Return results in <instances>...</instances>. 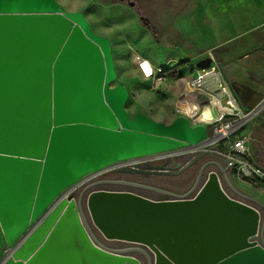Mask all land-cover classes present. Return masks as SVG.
<instances>
[{
  "label": "water",
  "instance_id": "obj_1",
  "mask_svg": "<svg viewBox=\"0 0 264 264\" xmlns=\"http://www.w3.org/2000/svg\"><path fill=\"white\" fill-rule=\"evenodd\" d=\"M115 79L111 41L94 33L83 13L66 12L58 0H0V264H264V214L247 201L264 204L241 193L230 161L211 151L175 171L155 166L180 174L213 157L185 193L143 185L163 194L152 199L98 188L117 182L103 179L78 199H59L115 162L209 141L207 128L186 117L167 124L132 116L128 89L112 86ZM94 229L146 248H110Z\"/></svg>",
  "mask_w": 264,
  "mask_h": 264
},
{
  "label": "rangeland",
  "instance_id": "obj_2",
  "mask_svg": "<svg viewBox=\"0 0 264 264\" xmlns=\"http://www.w3.org/2000/svg\"><path fill=\"white\" fill-rule=\"evenodd\" d=\"M58 3L70 14L83 13L94 33L110 39L116 73L112 86L127 87L126 109L132 116L144 113L167 124L186 117L176 110L183 78L193 76L196 71L189 73L190 67L210 58L211 53L246 108L245 99L253 92L261 95L259 103L264 100V82L254 80V76L264 79V0H58ZM191 9L193 14L186 15V10ZM137 54L167 68L166 81L144 78L134 61ZM192 95L194 99L204 97ZM212 110L216 114L213 107ZM191 123L196 125L193 120ZM182 155L176 157L181 163L190 157ZM175 170L178 168L172 171ZM199 170L200 166L192 165L180 172L187 171L183 178L164 177L157 181L165 180L164 184L182 181L186 186L181 191H188ZM105 171L103 175L107 177L120 172L113 167ZM207 174H203L200 186ZM98 188L112 189L106 185ZM95 233L106 246L124 244L105 238L97 229Z\"/></svg>",
  "mask_w": 264,
  "mask_h": 264
},
{
  "label": "built area",
  "instance_id": "obj_3",
  "mask_svg": "<svg viewBox=\"0 0 264 264\" xmlns=\"http://www.w3.org/2000/svg\"><path fill=\"white\" fill-rule=\"evenodd\" d=\"M210 59L211 63L207 68H198L195 64L190 67L189 73H194L195 71L196 73L193 76H185L183 78L184 87L178 92L176 107L177 112L180 115L186 116L190 123L193 120L196 125H203L207 128L209 141L199 145L190 144L176 150L115 162L86 174L66 189L59 199L63 197H73L76 199L78 192L82 188L92 182L107 178V175H103V173L108 168L113 167L118 171L138 169L141 166L153 165L152 163L155 162L170 161L182 154H190V157H194L196 154L205 150L211 151L221 159L229 160L231 163L230 169L234 170L241 178L264 180V169L249 159L251 151L250 137L244 133L245 127L251 120L259 116L264 110V100L257 106H248L246 108L242 104V100L237 92L227 82L223 71L218 62L215 61L212 53L210 54ZM134 61L144 78H155L160 83L166 81L165 73L168 70L167 68L155 65L150 59L141 54L135 55ZM192 93L194 95L196 93L201 94L205 99L199 97L194 99L192 98ZM193 102H195L194 105H192ZM206 105L213 107L216 110V114L213 111L210 118H203L201 113L198 115L195 114L196 109H202L203 112V107ZM25 237L26 234L22 235L13 245L6 247L3 260L12 255L13 251L23 242ZM125 243L134 244L129 242Z\"/></svg>",
  "mask_w": 264,
  "mask_h": 264
},
{
  "label": "crops",
  "instance_id": "obj_4",
  "mask_svg": "<svg viewBox=\"0 0 264 264\" xmlns=\"http://www.w3.org/2000/svg\"><path fill=\"white\" fill-rule=\"evenodd\" d=\"M186 13H187L186 15L193 14L192 9L186 10ZM254 80L261 84L264 82V79H262L259 76H254ZM253 93L254 94H252L250 98L245 99V103L247 104V106L254 107V106H257L260 102L261 95L258 92H253ZM211 109L212 108L210 107V110ZM203 118H207V116L206 117L204 116ZM244 133H246L250 137L251 151H250L249 159L252 162L260 165L264 169V110L261 112L259 116H256L255 118L251 120V122L245 127ZM214 158L218 159V156L215 155ZM214 158L211 156L200 158L193 166L198 165L201 167L205 162L212 160ZM180 163L181 161L175 158L170 161L167 160V161L161 162L159 163L158 166L167 167L168 169H170V171H172L173 169H176L178 164ZM209 169L210 170L215 169V170H218L219 172V169L216 166H210ZM228 172H229V176H230L232 183L241 193H244L247 196L253 197L259 200L262 204H264V180L244 179L238 176L234 172V170H231V169H229ZM223 182H224L225 189L228 191V193L231 196L236 197L238 199H243L242 196L238 195L236 192L230 189V187L226 184L224 180ZM185 192L187 191H179V193H185ZM247 202L258 207L264 214V210L260 206H258L257 204H255L254 202L250 200H248ZM135 255L143 259L140 254H135Z\"/></svg>",
  "mask_w": 264,
  "mask_h": 264
},
{
  "label": "flooded vegetation",
  "instance_id": "obj_5",
  "mask_svg": "<svg viewBox=\"0 0 264 264\" xmlns=\"http://www.w3.org/2000/svg\"><path fill=\"white\" fill-rule=\"evenodd\" d=\"M153 166V165H149ZM149 166H141L138 169H125L130 171H123L117 172L115 175H111L105 179L109 180H115L117 182L106 184V186H110L112 189L108 190H120V191H130L134 192L139 195H143L152 199H160L163 194L161 192H158L156 190L149 189L147 187H144L143 185H150L159 187L168 191L178 192L183 190L186 185L181 182H177L174 180V182L170 184H164L166 183L165 180L163 183L158 182L157 180L159 178H166V177H180L183 178L184 175H186L187 171L182 172L181 174L175 175L172 173L164 174L160 172L155 166L150 168ZM103 180V179H102ZM113 249H124V248H146L143 245L140 244H128V243H113L110 246H108ZM140 254V253H138ZM143 256L142 254H140ZM144 259V256L142 257Z\"/></svg>",
  "mask_w": 264,
  "mask_h": 264
},
{
  "label": "bare ground",
  "instance_id": "obj_6",
  "mask_svg": "<svg viewBox=\"0 0 264 264\" xmlns=\"http://www.w3.org/2000/svg\"><path fill=\"white\" fill-rule=\"evenodd\" d=\"M193 103H194V102H193ZM210 107H211L210 105H206V106H204V107H203V110H204L203 112H202V109H201V110H200V109H196V113H195V114L198 115V114L201 113V114H202V117H204V116L206 117V116H208V115L211 114L209 117H207V118H210V117L212 116V114H213V110H212V109L210 110ZM211 108H212V107H211ZM193 112H194V111H193Z\"/></svg>",
  "mask_w": 264,
  "mask_h": 264
},
{
  "label": "snow or ice",
  "instance_id": "obj_7",
  "mask_svg": "<svg viewBox=\"0 0 264 264\" xmlns=\"http://www.w3.org/2000/svg\"><path fill=\"white\" fill-rule=\"evenodd\" d=\"M145 67H147V65H145Z\"/></svg>",
  "mask_w": 264,
  "mask_h": 264
}]
</instances>
